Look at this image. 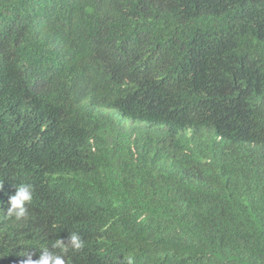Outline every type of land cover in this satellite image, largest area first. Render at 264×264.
Returning <instances> with one entry per match:
<instances>
[{
	"label": "trees",
	"instance_id": "obj_1",
	"mask_svg": "<svg viewBox=\"0 0 264 264\" xmlns=\"http://www.w3.org/2000/svg\"><path fill=\"white\" fill-rule=\"evenodd\" d=\"M73 232L65 264H264V0H0V264Z\"/></svg>",
	"mask_w": 264,
	"mask_h": 264
},
{
	"label": "clouds",
	"instance_id": "obj_2",
	"mask_svg": "<svg viewBox=\"0 0 264 264\" xmlns=\"http://www.w3.org/2000/svg\"><path fill=\"white\" fill-rule=\"evenodd\" d=\"M98 110L106 113H113L116 120L121 124L123 130L133 132L134 134H151L152 136H161L167 132V124L158 123L156 121H146L142 118L125 115L113 108L104 106H97ZM32 200V191L30 186L21 185L15 193L9 197V207L7 214L15 216L17 219L24 217L27 213V204ZM83 246L81 238L75 233H71L67 242L57 239L52 244V249H60V253L50 250L48 247H40V255L38 259H33L32 254H27V258L21 261V264H65L63 253L67 252L69 248L72 250H79Z\"/></svg>",
	"mask_w": 264,
	"mask_h": 264
}]
</instances>
